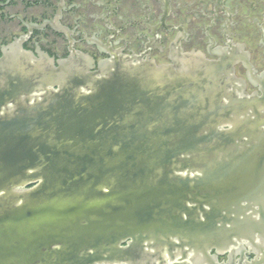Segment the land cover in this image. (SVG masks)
<instances>
[{
  "label": "water",
  "instance_id": "95a60500",
  "mask_svg": "<svg viewBox=\"0 0 264 264\" xmlns=\"http://www.w3.org/2000/svg\"><path fill=\"white\" fill-rule=\"evenodd\" d=\"M23 40L0 53V264H145L143 242L172 237L209 264L241 240L264 253L245 207L264 200V136L240 128L254 101L230 66L110 52L94 70Z\"/></svg>",
  "mask_w": 264,
  "mask_h": 264
},
{
  "label": "flooded vegetation",
  "instance_id": "af4514ba",
  "mask_svg": "<svg viewBox=\"0 0 264 264\" xmlns=\"http://www.w3.org/2000/svg\"><path fill=\"white\" fill-rule=\"evenodd\" d=\"M17 39H24L26 51L46 53L56 64L73 53L87 55L94 70L110 52L156 65H172L189 53L221 61L232 69L239 98L254 101L238 110L241 130L248 124L264 136V0H0V53ZM239 138L240 152L250 147L249 137L241 132ZM260 159L256 165L264 171V155ZM189 175L201 174L193 169ZM262 202L243 203L257 223ZM253 239L264 244L258 233ZM142 252L150 259L145 264H209L174 237L157 246L144 241ZM207 253L219 264H264V253L243 240L229 251Z\"/></svg>",
  "mask_w": 264,
  "mask_h": 264
}]
</instances>
